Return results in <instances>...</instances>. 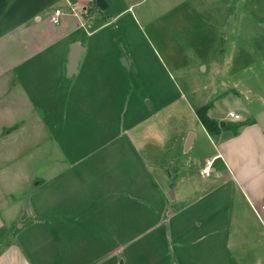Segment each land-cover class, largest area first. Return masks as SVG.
<instances>
[{
  "label": "crops",
  "instance_id": "0c3cea01",
  "mask_svg": "<svg viewBox=\"0 0 264 264\" xmlns=\"http://www.w3.org/2000/svg\"><path fill=\"white\" fill-rule=\"evenodd\" d=\"M127 2L0 0V264H264V108L234 134L203 102L217 31L193 41L173 11L143 29ZM32 126L38 161L14 149Z\"/></svg>",
  "mask_w": 264,
  "mask_h": 264
},
{
  "label": "rangeland",
  "instance_id": "374dc122",
  "mask_svg": "<svg viewBox=\"0 0 264 264\" xmlns=\"http://www.w3.org/2000/svg\"><path fill=\"white\" fill-rule=\"evenodd\" d=\"M127 4L133 5L132 10L138 19V26L143 29H147L146 21L149 19L173 11L176 15L170 20L171 25L191 28L192 35L188 36L194 39L193 41L199 40L202 43V40L206 39L209 42L207 37H211L210 34L217 31L216 40L212 41L214 49L209 52L211 56L204 65L207 70L204 71L203 66L199 69L204 78L201 83L203 102H214L217 106V115L225 117L228 123L237 122L229 116L230 112H234L240 115L241 121L244 122L250 111H260L264 108V0H129ZM123 7L125 5L122 4L121 8ZM158 22L156 23L160 26L163 20ZM216 27L217 30L214 29ZM177 38L181 40L187 53H190L192 61H196L195 52L190 47L187 36L178 35ZM220 48H222L221 53ZM222 94L223 98L218 100L220 103L212 98L214 95ZM36 130L33 126L29 127V133L33 134ZM19 131H22L21 140L15 142L14 149L18 148L21 154L24 149L25 155L32 151L38 161L41 155L37 143L39 133L32 135L31 148H23L28 136L23 133L24 127ZM11 137L5 133L0 138L3 142L0 149L5 152L10 150L8 141ZM23 160L24 162L20 159L21 162L10 164L11 171L15 173L14 178L4 180L9 185L13 183L16 193L26 188L28 180L24 176L27 175L26 173H33L32 166L38 165L32 163L29 168L28 162L24 158ZM214 171L213 168L212 173ZM210 179L206 178L204 182H209ZM16 204H24L23 199L20 197ZM25 215L26 212H23L19 219L22 220Z\"/></svg>",
  "mask_w": 264,
  "mask_h": 264
},
{
  "label": "trees",
  "instance_id": "16d2710c",
  "mask_svg": "<svg viewBox=\"0 0 264 264\" xmlns=\"http://www.w3.org/2000/svg\"><path fill=\"white\" fill-rule=\"evenodd\" d=\"M97 1L100 2V0H97ZM208 109H209V105H206V106L202 107L201 109H199L197 111V113H198V116H199L201 122L206 127L208 132L211 135H216L220 131V125L217 122H215V121L211 120L210 118H208V116H207ZM226 127L228 129H230L234 134H237L239 129H240V127H241V124L228 123L226 125Z\"/></svg>",
  "mask_w": 264,
  "mask_h": 264
},
{
  "label": "built area",
  "instance_id": "2783aa9c",
  "mask_svg": "<svg viewBox=\"0 0 264 264\" xmlns=\"http://www.w3.org/2000/svg\"><path fill=\"white\" fill-rule=\"evenodd\" d=\"M62 10L61 9H57L55 10V13H54V17L51 18V22L54 23V24H59L60 23V17L62 16ZM229 116L231 118H234L236 120L240 119V116L238 114H235L233 112H230L229 113ZM212 165V162H208V166L204 169V173L206 176H210V173H211V170H210V167ZM263 209V212H264V207L262 208ZM259 215V213H258Z\"/></svg>",
  "mask_w": 264,
  "mask_h": 264
},
{
  "label": "water",
  "instance_id": "95a60500",
  "mask_svg": "<svg viewBox=\"0 0 264 264\" xmlns=\"http://www.w3.org/2000/svg\"><path fill=\"white\" fill-rule=\"evenodd\" d=\"M80 46L78 45H75L72 49V52H71V55H70V65H71V68L73 69L75 66H76V63H77V60H78V57H79V52H80ZM221 126H225L224 123L221 124ZM191 138H189V141H188V144L187 146L189 145L190 141H191Z\"/></svg>",
  "mask_w": 264,
  "mask_h": 264
}]
</instances>
